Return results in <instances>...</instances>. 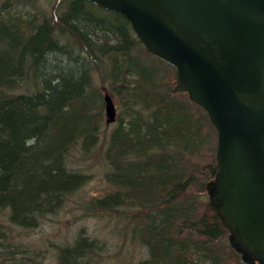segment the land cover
Returning <instances> with one entry per match:
<instances>
[{"label": "trees", "instance_id": "16d2710c", "mask_svg": "<svg viewBox=\"0 0 264 264\" xmlns=\"http://www.w3.org/2000/svg\"><path fill=\"white\" fill-rule=\"evenodd\" d=\"M7 4L0 8L2 238L39 226L88 182L69 157L77 145L87 155L103 135L100 79L122 115L103 136L112 189L87 200L89 211L128 217L148 253L137 264H246L206 191L218 168L217 129L176 68L147 50L124 15L90 0H67L43 18L16 15ZM0 245L8 248L0 264H29L15 260L16 243ZM100 249L82 226L56 257L98 264Z\"/></svg>", "mask_w": 264, "mask_h": 264}, {"label": "water", "instance_id": "95a60500", "mask_svg": "<svg viewBox=\"0 0 264 264\" xmlns=\"http://www.w3.org/2000/svg\"><path fill=\"white\" fill-rule=\"evenodd\" d=\"M90 1L124 15L208 113L218 132L209 200L242 260L264 264V0ZM104 100L109 124L117 109Z\"/></svg>", "mask_w": 264, "mask_h": 264}, {"label": "rangeland", "instance_id": "374dc122", "mask_svg": "<svg viewBox=\"0 0 264 264\" xmlns=\"http://www.w3.org/2000/svg\"><path fill=\"white\" fill-rule=\"evenodd\" d=\"M3 2L5 4L8 2L6 8H10L16 15L21 13L28 15L34 12L40 18L54 16L58 10L66 8L67 5V0H0V8ZM97 75L101 77L100 72H97ZM94 82L96 87L101 89L102 94L109 91L107 87L101 85L100 79ZM113 100L118 118L122 115V104L118 99L115 100L114 96ZM115 123L116 121L109 125L105 123L103 109V135L98 144L85 156H82L78 145L71 152L70 166L86 172L89 180L69 195L65 205L58 212L45 217L37 227L13 229L11 236L6 239L2 238V232L6 231L4 226L7 224L5 223L7 210L0 209V242L11 241L19 245L14 254L15 260L29 264H58L57 247L72 244L77 230L82 226L86 228L88 235L97 238L101 246L97 257L98 264H137L148 255L147 248L138 239L132 237L128 217L118 218L114 212L109 211H89L87 207V200L89 201L93 196H101L112 189L105 179L107 164L103 148L106 141L103 136ZM2 249L8 250L0 245V250Z\"/></svg>", "mask_w": 264, "mask_h": 264}, {"label": "bare ground", "instance_id": "6f19581e", "mask_svg": "<svg viewBox=\"0 0 264 264\" xmlns=\"http://www.w3.org/2000/svg\"><path fill=\"white\" fill-rule=\"evenodd\" d=\"M106 92V91H105ZM104 94H109L111 97H112V95L110 94V92L109 91H107L106 93H104ZM112 99H113V97H112ZM104 114H105V111H104ZM106 118V117H105ZM106 122V121H105ZM107 124V123H106ZM108 125V124H107Z\"/></svg>", "mask_w": 264, "mask_h": 264}]
</instances>
